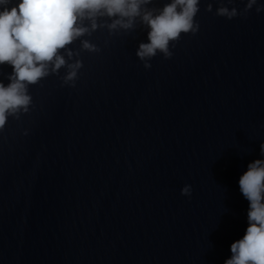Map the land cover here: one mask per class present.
<instances>
[{
	"label": "water",
	"instance_id": "obj_1",
	"mask_svg": "<svg viewBox=\"0 0 264 264\" xmlns=\"http://www.w3.org/2000/svg\"><path fill=\"white\" fill-rule=\"evenodd\" d=\"M219 6L201 0L199 31L149 69L136 56L146 28L98 29L82 39L102 51L81 52L75 87L56 75L29 86V112L0 130V264L231 258L248 227L239 179L264 159V10L229 20ZM12 71L0 65L5 85Z\"/></svg>",
	"mask_w": 264,
	"mask_h": 264
},
{
	"label": "clouds",
	"instance_id": "obj_2",
	"mask_svg": "<svg viewBox=\"0 0 264 264\" xmlns=\"http://www.w3.org/2000/svg\"><path fill=\"white\" fill-rule=\"evenodd\" d=\"M201 0H170L162 8L149 7L153 0H0V65L13 69L5 85L0 81V130L9 117L20 119L33 104L29 86L39 84L50 75L58 76L62 86L75 87L83 67L81 52L100 53L102 49L89 39L98 29H107L109 37L129 34L138 27L147 29L148 42L139 43L136 56L145 69L157 53L165 59L173 56L170 44L175 47L181 34L195 35L200 28L195 20ZM220 6L215 14L229 20L247 17L255 7L257 13L264 5L257 0H246L245 7ZM227 4L234 0H226ZM213 11L212 3L205 9ZM80 41V47L70 46ZM109 41H105V45ZM64 69L63 76L60 70ZM25 134H27L25 132ZM264 156V143L260 146ZM243 196L249 201L248 227L242 239L230 246L231 258L225 264H264V159L248 165L239 179ZM190 185L181 194L190 196Z\"/></svg>",
	"mask_w": 264,
	"mask_h": 264
}]
</instances>
